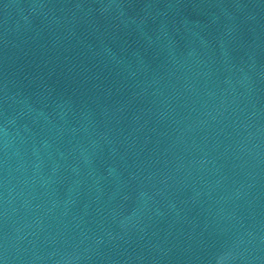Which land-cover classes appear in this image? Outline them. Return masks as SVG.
Returning a JSON list of instances; mask_svg holds the SVG:
<instances>
[{
	"label": "water",
	"instance_id": "1",
	"mask_svg": "<svg viewBox=\"0 0 264 264\" xmlns=\"http://www.w3.org/2000/svg\"><path fill=\"white\" fill-rule=\"evenodd\" d=\"M0 264H264V0H0Z\"/></svg>",
	"mask_w": 264,
	"mask_h": 264
}]
</instances>
